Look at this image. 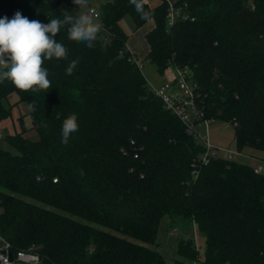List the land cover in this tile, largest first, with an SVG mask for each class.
Returning <instances> with one entry per match:
<instances>
[{
    "label": "trees",
    "instance_id": "16d2710c",
    "mask_svg": "<svg viewBox=\"0 0 264 264\" xmlns=\"http://www.w3.org/2000/svg\"><path fill=\"white\" fill-rule=\"evenodd\" d=\"M167 1H146V20L129 0L101 3L92 48L58 33L69 55L45 62L47 92L0 83V119L14 92L38 133L0 137L9 146L0 147V238L12 254L29 249L39 264H167L149 246L167 214L204 234L202 256L177 236L173 264H264V172L235 159L200 161L203 144L149 91L119 23L125 13L136 27L151 20L146 58L159 73L189 68L204 116L230 123L235 148L264 159V0H176L187 17L170 25ZM62 3L78 8L73 0H0V8L47 24L63 18ZM69 114L79 130L65 145Z\"/></svg>",
    "mask_w": 264,
    "mask_h": 264
},
{
    "label": "clouds",
    "instance_id": "9594fccd",
    "mask_svg": "<svg viewBox=\"0 0 264 264\" xmlns=\"http://www.w3.org/2000/svg\"><path fill=\"white\" fill-rule=\"evenodd\" d=\"M142 19H148L145 11L146 0H129ZM78 12L73 16L63 12V18H51L47 24L39 20H29L17 11L11 19L0 18V83L11 82L20 91L47 92L51 88L46 61L67 60L69 49L55 37L62 30L67 38L75 42H84L94 47L101 25L96 21V11L90 0H73ZM78 59L70 61L66 75H71ZM30 111H36L34 103L29 104ZM59 114L57 119H59ZM79 130L78 117L69 114L61 128V143L67 145L73 133Z\"/></svg>",
    "mask_w": 264,
    "mask_h": 264
},
{
    "label": "rangeland",
    "instance_id": "374dc122",
    "mask_svg": "<svg viewBox=\"0 0 264 264\" xmlns=\"http://www.w3.org/2000/svg\"><path fill=\"white\" fill-rule=\"evenodd\" d=\"M108 0H90L91 7L93 9H98L100 4ZM158 0H150V4L157 3ZM60 8L63 12H67L70 15H75L79 8L73 9L65 4H60ZM5 13L0 10V18H4ZM119 23L127 35L132 33H137L140 37L143 36V30L149 25V21H145L139 26H135L133 17L129 13H125L119 20ZM140 69L143 73L146 82L148 84H153L158 86L167 76V73H175V68L173 65H169L165 72L159 73L155 66L147 59L143 58L140 60ZM6 106L10 107V114L6 117L0 119V129L2 135L11 134L14 131H22L23 135L30 138L36 139L38 133L35 128L32 127L30 122V117L27 114V104L25 101H19L16 93L12 92L7 96L4 102ZM196 131L199 135H207V140L215 146L235 148L234 141V129L233 126L225 121L219 119H212L205 124L196 125ZM198 140L201 141L200 137ZM0 147L9 148L3 138H0ZM255 154H261V152H255ZM235 160L244 161L248 163H257L262 167V172H264V160L257 159L251 160L250 158L235 157ZM190 237L192 238L194 245L200 255L202 256L204 250V234L196 228L193 222L185 217L176 216L171 219L167 214H164L159 221L156 242L157 245H149L153 248L159 250L165 258L167 264H173L176 255V237ZM4 249V244L0 239V250ZM26 253L37 254L31 250H24ZM9 252H11L9 250ZM12 253V252H11ZM15 254V253H14Z\"/></svg>",
    "mask_w": 264,
    "mask_h": 264
},
{
    "label": "built area",
    "instance_id": "2783aa9c",
    "mask_svg": "<svg viewBox=\"0 0 264 264\" xmlns=\"http://www.w3.org/2000/svg\"><path fill=\"white\" fill-rule=\"evenodd\" d=\"M148 1V0H146ZM176 0H168V14L167 25H170L174 17L181 15L183 18L187 17V14L180 11V8L174 6ZM250 5H253V0H247ZM96 21L100 17L99 9H95ZM130 58L135 63L141 66L140 61L130 53ZM148 89L156 97L161 99L164 106L175 114L179 120L185 125L188 133L192 134L195 139L200 141L204 146V151L200 155V161L206 163L211 157H222L227 159H234L237 157L250 158L251 160H257L256 156L252 154L238 150L236 148L220 147L212 145L207 140V135H199L196 131V125L205 124L210 118L204 116L203 111L196 100L195 84L190 79V70L187 67H175V73L172 77L165 78L158 86L148 84ZM2 135L0 129V137ZM136 156V155H134ZM255 172H262V167L257 163H250ZM1 239V238H0ZM4 244V249L0 250V264H39V258L37 254H28L23 250H18L15 254L9 252V244L5 240L1 239ZM11 253V257L9 256Z\"/></svg>",
    "mask_w": 264,
    "mask_h": 264
},
{
    "label": "crops",
    "instance_id": "0c3cea01",
    "mask_svg": "<svg viewBox=\"0 0 264 264\" xmlns=\"http://www.w3.org/2000/svg\"><path fill=\"white\" fill-rule=\"evenodd\" d=\"M0 10H2V9L0 8ZM148 21L150 23L146 27V30H143V36L142 37H140V35H138L137 33H132L131 35L127 36V39L125 42L126 47L129 50V52L132 53L139 61L143 60V58H146V54H147V50H148V44H147L145 37H144L145 32L152 26V21L151 20H148ZM173 75H174V73H170V72L166 74V76L169 78L172 77ZM256 155H257L258 159L264 160L260 157V156H262V154H259V155L256 154ZM225 264H227V263H225Z\"/></svg>",
    "mask_w": 264,
    "mask_h": 264
},
{
    "label": "water",
    "instance_id": "95a60500",
    "mask_svg": "<svg viewBox=\"0 0 264 264\" xmlns=\"http://www.w3.org/2000/svg\"><path fill=\"white\" fill-rule=\"evenodd\" d=\"M9 256L11 257V253H9Z\"/></svg>",
    "mask_w": 264,
    "mask_h": 264
}]
</instances>
